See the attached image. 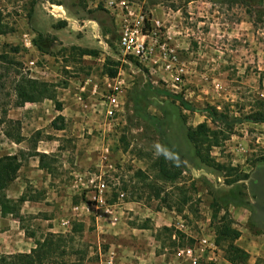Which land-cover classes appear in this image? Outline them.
Listing matches in <instances>:
<instances>
[{
    "label": "rangeland",
    "instance_id": "rangeland-1",
    "mask_svg": "<svg viewBox=\"0 0 264 264\" xmlns=\"http://www.w3.org/2000/svg\"><path fill=\"white\" fill-rule=\"evenodd\" d=\"M111 1L0 0V10L10 30L0 35L2 129L14 140L21 137L23 131L31 133L34 130L21 122L13 124L7 117L18 102L15 86L22 78L37 75L39 81L56 85L52 89L58 96L63 93L62 89L73 87L86 78L94 79L92 83L101 87L103 77L108 76L107 69H117V75L122 71L128 83L123 109L113 119L106 116L104 109L98 110L95 128L91 133L85 131L88 147L95 151H99L103 143L110 145L109 162L105 165L96 162L92 168L84 170L83 178L88 186L81 189L79 197L85 195L84 191L94 192L96 185L103 181L108 186L105 193L108 205L134 201L146 210L166 208L174 212L173 235L171 231L161 232L168 249L176 252L179 248H191L199 263L211 255L215 257L210 261H217V252H223L227 243L217 246L216 229L227 215L234 220L236 229L251 237L264 236V211L257 206L261 198L256 199L253 185L257 171L264 170V123H235L227 130L221 120L214 125L204 109L215 107L231 121L250 114L258 105L264 106V24L255 25L242 0H228L224 5L221 0H128L146 15V31H153L156 21H161L163 38H167L187 68L183 90L174 93L168 90L160 62L146 65L124 57L118 47V26L110 12L117 35L105 34L101 24L94 20V17H104V13L101 10L91 12L100 7L106 9ZM50 5L62 6L59 10L53 7L56 14L65 11L74 24L68 27L65 21L57 18L52 25L55 29L63 26L60 38L49 34L54 19ZM108 24L109 20L105 25ZM77 47L95 51L97 55L84 56ZM33 60L35 66L31 64ZM156 88L181 96L196 111L184 109L173 97L158 95ZM97 99L98 104L101 96ZM137 110L146 111L156 119H147L144 113L137 114ZM101 119H104L102 125H108L104 138L102 128L97 126ZM203 123L213 132L214 135L209 133L210 137H218L216 131H220L219 144L211 147L210 154L217 164L225 165V173L196 158L187 132ZM57 124L63 125L61 121ZM43 131L51 133L55 129L49 125ZM73 139L69 138L65 146L77 147ZM171 144L184 155L183 161L179 160L184 172L175 184L183 188L182 193L159 180L156 174V158L163 156L167 161L179 158L178 152L173 154L169 150ZM57 155L59 158H54L52 164L61 174L62 154ZM97 159L100 160V156ZM63 177L67 182L73 179L71 174ZM91 179H95L94 185ZM159 189L162 193L157 198ZM184 199L187 203L178 206ZM170 205L172 209L167 208ZM73 222L84 223L81 218ZM88 222L91 229L95 228V212ZM28 229V234L40 239L48 233L40 220L31 219ZM259 231L262 234L257 235ZM84 233L85 230L74 235L71 246L74 251L86 253L85 264H94L100 261L99 251L103 253L110 244H91ZM2 254L8 255L0 252ZM73 259L74 255L60 258L57 264Z\"/></svg>",
    "mask_w": 264,
    "mask_h": 264
},
{
    "label": "crops",
    "instance_id": "crops-1",
    "mask_svg": "<svg viewBox=\"0 0 264 264\" xmlns=\"http://www.w3.org/2000/svg\"><path fill=\"white\" fill-rule=\"evenodd\" d=\"M53 7L59 10L62 6L50 5L52 8L50 14L54 19L51 20L49 34H55L60 38L64 28L55 29L53 22L61 18L68 27L74 24L65 11L56 14V9ZM89 23L91 20L85 23V27ZM25 35L30 36L28 33ZM30 45L36 48L32 42ZM31 64L35 66V61L33 60ZM106 77L108 76L103 77L104 83ZM35 78L39 79L37 75H32V79ZM93 80L86 78L73 87L62 89L63 93L57 96L62 103V111H58L54 102L48 99L38 103H26L20 107L15 106L9 110L7 116L9 120L21 122L28 128L34 129L31 133L23 131L20 134L21 141L7 136L0 124V158L18 156L22 164L18 177L7 188L6 195L11 200H17L23 195L30 197L22 204L16 216L13 214L3 216L0 207V252L30 253L36 247V241L40 238L34 234L27 235L28 222L31 219L43 221L48 233L65 234L72 230L75 223L73 220L81 218L84 221L85 237L91 244L98 246L102 243L110 244L103 253L99 251L100 261L94 264H108L107 260L110 259L112 264H192L181 248L176 252L168 249L162 241L161 233L160 239L157 238L159 231L164 227L171 228L174 225V212L166 208L146 210L142 204L134 201L107 204L98 211L95 203H92L91 190L84 191L82 194L85 195L79 197L81 189L88 186V182L83 178L84 170L92 168V164L96 162L105 165L109 162L110 156V145L105 146L103 143L101 147H96L99 151H95L88 147L89 140L85 137L86 130L91 133L95 128L97 111L104 109L106 114L104 101L101 99L97 104V96L100 94H94L97 84L92 83ZM86 94L89 98L85 96ZM94 99L96 103H93ZM123 99L125 102L126 95ZM58 116L64 119L61 121L63 128L51 133L43 131L44 128L52 125ZM102 122L104 119H101V123L97 126L102 128V138H104L108 125H102ZM69 138H75L73 144L77 147L65 146ZM36 153L51 157L50 168L41 167L40 157ZM58 153L62 154L59 168L61 174H58L52 164L54 158H59ZM97 156H100V160ZM64 174L73 175L72 181H65ZM94 212L95 228L91 229L88 221ZM241 232L242 236L236 244L250 254L249 263L255 264L258 258L264 260V238H262L264 236L251 237L248 233ZM216 256L217 261L211 262L210 258L215 257L211 255L199 264H232L226 260L222 251H218Z\"/></svg>",
    "mask_w": 264,
    "mask_h": 264
},
{
    "label": "trees",
    "instance_id": "trees-1",
    "mask_svg": "<svg viewBox=\"0 0 264 264\" xmlns=\"http://www.w3.org/2000/svg\"><path fill=\"white\" fill-rule=\"evenodd\" d=\"M228 0H221V5H224ZM242 4L247 8L248 15L254 19L255 25L264 24V0H242ZM102 11L104 17H94V20L98 21L101 24V27L106 34H114L117 35L115 21L114 18L111 17L109 11L100 7L99 9L92 11L91 13H98ZM109 20L110 24L105 25L106 21ZM58 27V26H57ZM61 26L60 28H62ZM10 32L8 26L4 21V16L2 11L0 10V35H5ZM79 51H81L82 55L86 56H96L97 53L95 51H90L88 49H82L77 47ZM117 69H107L105 74L109 77L113 78L117 75ZM55 85H52L48 82L39 81L37 79L32 78H22L17 82L15 86L16 97L18 102L16 106H24L26 103H38L42 102L46 99L51 100L55 104V108L58 111L63 110L62 103L58 100L56 92L52 89ZM158 95L173 97L177 101H179L182 107L186 110L196 111L190 104L185 101L181 96L175 95L168 91H162L160 89H154ZM137 104V101H135ZM210 118L211 122L214 125L217 124H226L227 130L232 129L235 123H264V106L258 105V108L252 111L250 114L244 116L243 118H235L234 120L228 121V115L223 113H219V111L215 107H207L204 109ZM137 114H143L145 118H153L146 111H136ZM62 116H58L52 123V126L55 130H61L63 125L59 126L57 124L58 121H63ZM221 122L219 123L218 121ZM224 120V121H223ZM13 124H19L18 121H10ZM217 132V133H216ZM216 135L218 137H210L209 133L213 132L209 128V125L206 123L200 124L195 128H189L187 132V137L189 141L192 143L195 151L196 158L199 159L203 164L208 166H214L219 168L220 171L225 173L227 168L225 165H219L216 163V159L211 156V147L217 146L219 144V135L220 131H216ZM224 132V131H223ZM7 136H10V133H6ZM214 135V134H213ZM229 136V134L227 135ZM17 141H21L22 137H18ZM169 150L174 154L176 152L180 153L178 149L174 145H168ZM176 153L179 158L175 161H167L163 156L156 158L155 160V168L157 169V178L163 181L166 184L172 185L175 190L179 192H184L183 188L177 187L179 178L183 174V168L180 164V161L184 159V155L180 153V155ZM37 156L40 157L41 167L50 168L51 162L48 155L36 153ZM180 160V161H179ZM264 163V159L262 161ZM217 164V165H216ZM21 161L18 156H4L0 158V207L2 211V215L6 216L8 214H13L16 216L22 204L29 200L30 197L28 195H23L21 198L17 200H11L6 195V190L18 177L19 170L21 168ZM232 170V169H231ZM230 176V175H229ZM253 185L255 186L254 195L256 199L261 198L260 201L258 199L257 206L264 211V170L260 169L257 171L255 178L253 179ZM162 193V189H159L156 192V197L160 198ZM261 195V196H260ZM168 196V195H167ZM187 200L184 199L182 203H178V206L185 205ZM167 208L172 209V206H168ZM228 214V212H226ZM234 220L229 218L228 215L224 218V221L217 227L216 229V244L217 246H222V243H227L226 247H223V252L225 254L226 260H228L232 264H250V254L235 244L237 240L242 236V232L234 227ZM84 223H74L72 230L69 234L63 233H47L40 240L36 241V247L30 253H16V254H2L0 255V264H57L60 258H65L67 256H75V259L68 260L67 262H62V264H85L86 253L84 251H74L71 244L74 240V235L77 233H82L84 231ZM172 228L164 227L157 235V238L160 239V233L163 231L170 232L172 234ZM258 234H262V232H258ZM28 235V233H27ZM255 264H264L263 259H258Z\"/></svg>",
    "mask_w": 264,
    "mask_h": 264
},
{
    "label": "built area",
    "instance_id": "built-area-1",
    "mask_svg": "<svg viewBox=\"0 0 264 264\" xmlns=\"http://www.w3.org/2000/svg\"><path fill=\"white\" fill-rule=\"evenodd\" d=\"M106 9L114 16L118 26L119 41L118 47L124 57H130L140 64H158L165 73L164 81L168 83V90L180 92L187 79V68L183 64L167 38H163L161 21L157 20L153 31H146V15L142 9L132 5L128 0H112ZM124 61H126L124 59ZM128 83L122 71L115 77H106L103 86L95 85L94 94H100L105 103L106 114L110 119L123 109L125 104ZM94 185L95 179H91ZM107 184L100 181L93 192V202L98 210L106 207L105 193ZM192 264H199L198 258L191 248L182 249ZM112 264V259L107 260Z\"/></svg>",
    "mask_w": 264,
    "mask_h": 264
}]
</instances>
